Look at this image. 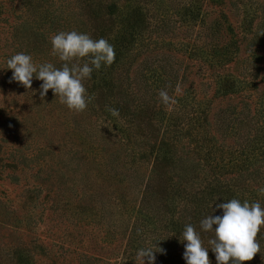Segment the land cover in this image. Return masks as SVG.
I'll list each match as a JSON object with an SVG mask.
<instances>
[{
    "label": "trees",
    "instance_id": "1",
    "mask_svg": "<svg viewBox=\"0 0 264 264\" xmlns=\"http://www.w3.org/2000/svg\"><path fill=\"white\" fill-rule=\"evenodd\" d=\"M97 1L99 4L95 11L99 19L83 22H77L81 11L78 3L43 7L40 11L30 2L24 6L39 18L23 26L36 42L34 48L40 55L38 65L50 62L57 68L62 66L63 61L52 54L50 39L60 31L77 30L90 34L94 39L106 38L114 45L116 56L111 66L102 64L99 70H93L90 79L84 81L88 94L94 97L86 110H70L51 89L46 97L36 102L40 130L37 151L19 149L9 153L5 163L1 162L0 171H6L11 183L23 181L21 185L33 199L49 198L53 193L52 199L62 201L76 191L86 198L98 199L101 212L108 217L106 223L111 235H118L121 230H129L133 234L139 231L144 235L143 243L150 246L158 243L172 248L185 225H193L196 220H189L186 209L177 212L173 197L169 198L172 203L167 205L162 204L164 197H158V192L167 191L160 165L169 159L172 145L162 136L160 138L162 124L152 117L164 120L169 109L187 108L194 104L196 96L191 89L183 90L184 85L179 88L172 85V80L177 81L180 72L183 73L182 78H188L187 68L181 69L188 60L199 62L204 68L215 66L221 69V80L227 93L241 94L247 91L246 86L254 84L256 70L264 59L256 55L264 52V0ZM86 8L93 14L92 3ZM228 9L237 11L242 38H238L235 32ZM154 25L171 30L177 27L186 34L195 32L199 38L197 42H191L187 36L183 37L179 41L182 52L176 50L175 41L169 40L165 50L159 51L166 54L152 65V47L160 49L157 46L159 41L150 46L151 36L146 34ZM247 50L250 53L244 56ZM137 65L142 67L136 69ZM138 70L150 71L154 83L149 84L150 78ZM167 72L170 75L165 76ZM38 81L40 85L43 83ZM161 89L176 99L174 108L161 102L158 95ZM113 108L119 110V116L112 115L110 109ZM29 110L32 109L29 108L27 113ZM154 182L157 192L153 193ZM211 182L205 196L216 191ZM175 190L173 195L183 198L181 187ZM113 192L115 197H112ZM189 194L191 198L187 200L204 212L209 204L205 197L192 193L191 189ZM257 197L253 196L248 201H260ZM86 198L80 196L78 201H81V212L84 210L89 217L94 212L95 201L85 203ZM232 198L241 202L245 200L228 194L220 203ZM115 199L125 202L121 207L124 211L113 203ZM129 205H132L130 213H126ZM8 216L9 212L0 198L1 225ZM160 227L165 230L163 234H158ZM259 237L261 249H264V235ZM122 244L115 247L118 248L116 254L124 258ZM30 245L39 249L44 247L40 241L37 244L30 241ZM16 264H31L29 253L19 252Z\"/></svg>",
    "mask_w": 264,
    "mask_h": 264
},
{
    "label": "rangeland",
    "instance_id": "2",
    "mask_svg": "<svg viewBox=\"0 0 264 264\" xmlns=\"http://www.w3.org/2000/svg\"><path fill=\"white\" fill-rule=\"evenodd\" d=\"M29 2L39 11L43 7L78 3L81 11L77 22L99 19V14L95 11L99 4L97 0H78L77 3L74 0H0V165L5 163L9 153L19 149L36 152L39 147L37 138L40 130L35 109L36 102L41 100L40 83L34 74L32 89H27L11 80L14 70L7 68V60L20 52L30 54L38 65L40 55L34 48L36 42L31 37V32L26 31L25 34L23 27L25 23L39 20L24 7ZM89 3L94 5L93 14L86 8ZM228 11L238 38H242L237 11ZM146 35L151 36L150 46L159 41L157 46L160 49L152 47V65L166 54L159 51L165 50L169 40L175 41L173 44L176 50L182 52L179 41L183 37L187 36L191 42H197L199 38L195 32L186 34L177 27L171 30L166 26L157 28L155 25L149 27ZM249 53L247 50L243 54L247 56ZM257 54L264 57L263 51ZM187 62L184 63L186 67L182 65L181 69L187 68L188 78H182L183 73L180 72V79L172 80V85L177 88L184 85L183 90L191 89L196 96L194 104L191 103L187 108L169 109L168 117L164 120L152 117L162 124L160 138L162 136V139L172 145L169 159L160 165L167 191L162 194L158 192V197H164V205L172 203L169 198L173 197L175 210L181 213L186 209L189 220H196L193 225L201 234L204 246L209 248L211 264H217L215 253L208 243L214 238V231L205 232L200 227V221L211 214L223 215V210L216 209V204L228 194L245 200L258 196L264 207V194L258 191L264 187V59L261 61L263 64L258 65L252 81L254 84L246 86L247 91L241 94L226 92L221 80L223 71L218 67L204 68L198 61ZM140 67L142 66L136 69ZM138 71L148 78L152 75L147 70ZM166 75L170 73L167 72ZM153 81L152 78L148 79L149 84L154 83ZM29 108L32 109L29 110L31 116L27 113ZM170 108H174V105H170ZM156 171L159 172L158 168ZM9 178L6 171H0V198L9 212L5 223L0 224V264H16L18 253L26 254V251L31 256V264H143L137 256L139 250L158 244L152 243L150 246L149 243H143L144 235L139 231L133 234L129 230H121L118 235H111L107 228V216L101 212L98 199L86 198L79 191L70 193L62 201L52 199L53 193L49 194V198L33 199L21 185L23 181L14 184ZM210 182L216 191L205 196ZM153 186V193L157 192L156 182ZM178 186L182 189L181 199L173 195ZM190 189L192 193L197 192L198 196L205 197L204 200L209 203L204 212L201 207L187 200L191 198ZM97 195L100 196V192ZM112 195L115 197L114 192ZM80 196L86 198L85 203L88 200L95 201V213L89 217L84 210L81 212V201H78ZM113 203L124 211L121 207L125 202L115 199ZM131 206L125 210L126 213H130ZM132 215L135 222L134 214ZM164 232L160 227L158 234ZM259 235H264V228ZM177 239L172 248L157 245L165 252L155 253V264L186 263L183 254L187 241H181L183 235ZM30 241L34 244L40 241L44 247L39 249L30 245ZM121 242L124 258L119 257V253L116 254L118 248L115 245ZM246 262L264 264V249L253 260ZM145 264H148L147 258Z\"/></svg>",
    "mask_w": 264,
    "mask_h": 264
},
{
    "label": "clouds",
    "instance_id": "3",
    "mask_svg": "<svg viewBox=\"0 0 264 264\" xmlns=\"http://www.w3.org/2000/svg\"><path fill=\"white\" fill-rule=\"evenodd\" d=\"M50 39L52 54L63 61L62 66L57 68L50 62L37 65L30 54L16 53L7 60V68L14 70L11 80L32 89L35 74L37 79L43 81L40 85L41 99L51 89L70 110L82 112L94 99L88 94L84 81L90 79L93 70H99L102 64L111 66L116 56L114 45L106 38L94 39L90 34L77 30L60 31ZM81 60L84 62L81 63ZM158 95L165 106L177 102L165 89L159 90ZM110 111L112 115L119 116L118 109ZM258 191L264 194V187ZM216 209H222L223 215H208L200 221V227L205 232L214 231V238L208 243L215 253L217 264H245L253 260L257 253H261L258 235L264 228V207L259 201L241 202L232 198L216 204ZM182 235L181 241H187L183 254L187 264H211L209 248L204 246L196 227L191 223L185 225ZM158 251L165 252L155 244L140 249L137 256L143 264L145 258L148 264H155V253Z\"/></svg>",
    "mask_w": 264,
    "mask_h": 264
}]
</instances>
